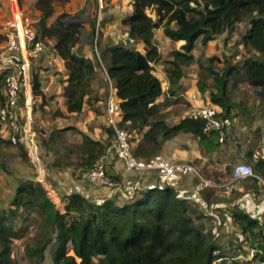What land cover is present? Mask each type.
Here are the masks:
<instances>
[{
    "label": "trees",
    "instance_id": "16d2710c",
    "mask_svg": "<svg viewBox=\"0 0 264 264\" xmlns=\"http://www.w3.org/2000/svg\"><path fill=\"white\" fill-rule=\"evenodd\" d=\"M59 1L36 0L35 7L41 13L36 23L37 31L46 43L55 40L54 48L65 62L68 78L63 97L68 111L81 113L87 104L99 114L94 104L100 99L94 95L92 82L99 77L100 70L95 60L74 51L84 34V27L77 22L79 16L64 12L51 25L48 24ZM132 2L133 12L124 24L129 28L130 39L145 45V53L129 46L101 48L100 44L97 45L99 58L121 101L120 128L131 133L133 145V132L141 138L138 147H134L138 158L157 155L166 141L179 134H191L199 139L205 153L215 152L220 145L217 136L204 134L203 121L187 117L174 125L166 123L165 104L158 102L165 92L161 80L154 74V65H166L168 94L175 96L181 88L185 70L196 63L193 51L198 41L205 47L218 36L232 33L237 26L244 25L240 44L244 46L246 56L242 63L227 64L224 71L217 74L212 66L206 68L214 82L212 103L225 114L232 113L229 81L233 75L242 76L250 84L258 82L260 91L264 93V0ZM149 12L155 13L157 21ZM160 26L171 41L183 42L167 60L163 59L155 41V30ZM3 43L4 37L0 33V46ZM4 81L5 74L1 73L0 107L4 102ZM105 81L108 88L107 79ZM31 85L33 92H42L40 80L33 72ZM204 87L200 85L202 92ZM106 132L115 141L112 128L108 127ZM83 138V154L94 160L85 170L87 172L107 149L104 143L86 134ZM50 140L54 141V136L51 135ZM11 143L10 139L4 141V144ZM17 146L26 157L25 145L20 143ZM97 149L101 151L97 152ZM251 180L257 182L256 179ZM176 186L159 190L141 184L142 189H134L131 199L124 204H118L112 198L95 202L80 193L71 192L62 200L64 210L61 211L40 184L22 181L16 189L12 207L0 209V264H15L12 245L20 228L16 229L14 221L24 211L35 212L39 216V229L32 242L26 245L29 264H42L50 246L53 264H211L218 247L202 230L204 226L199 223L201 214L196 206L203 201L200 193L203 188L198 191L199 198L194 199L180 196ZM234 217L243 232H249L255 238L259 221L244 213H234ZM258 249L261 253H257L256 258L264 264V245Z\"/></svg>",
    "mask_w": 264,
    "mask_h": 264
},
{
    "label": "rangeland",
    "instance_id": "374dc122",
    "mask_svg": "<svg viewBox=\"0 0 264 264\" xmlns=\"http://www.w3.org/2000/svg\"><path fill=\"white\" fill-rule=\"evenodd\" d=\"M59 4L61 5L60 1L58 2V5ZM24 5L25 9L27 8V11H31L33 2H28L26 0ZM90 10H93V12H91ZM29 13L32 16L31 12ZM71 14L78 15L80 20H86L90 18V22H85L82 24V26L84 27L82 42H87L90 40V43L92 44L91 46L94 49V54L96 53L97 55L95 56L97 57V66L100 72H102L101 63L99 61L100 58H98L99 52L97 53V45H99L100 40L104 38L102 34V28L104 27V25L102 24V22L99 24L97 21L99 10L97 8H94V6H92L91 4L90 7H84L82 10ZM244 30V27L237 26V28L232 33H227L224 36L222 35L223 37L218 36L217 40L213 41L210 44V54L207 53V45L203 47L201 46V43H199L200 41H198L197 47L193 51V54L196 58V63L185 70V80L183 82V85H187L185 87L187 90L193 85H197V89L199 91L198 93L201 94V96L203 97L202 99H209V101L212 102L211 98L207 97H209V92L211 93L213 91L214 82L206 71V68L209 65L212 66L214 68V73L217 74L224 71L227 64L240 65V63H242V60L246 56L245 48L242 44H240L241 35ZM163 48L168 49L169 47L167 44H164ZM170 53L171 51H168V53L164 57V60L169 59ZM212 58L216 59L212 61ZM1 62L2 61L0 60V65ZM100 74L99 77L101 78V85L99 86L101 88H104V90L99 96L102 97V99L105 101L109 88L104 85V83L106 84V81H104L105 79L102 80L101 76L103 74ZM157 74L159 77H161L158 72ZM241 77L242 76L239 75H233L231 77L229 81V96L232 104L231 110L235 111L236 116L238 117V125L242 126V123L245 122V126L247 128H245L244 130L245 136L239 140L237 139V141L233 143L234 146L236 145V147H238V149L243 152L224 155L225 160L228 163L227 167H225V176L228 180H233L234 166L240 162H243L251 165L256 174L260 176L264 181V94L259 93V87L251 85L250 82L244 81V78ZM161 81L162 86L164 87V77ZM200 85L205 86L203 92L200 90ZM193 88H195V86H193ZM179 93L180 92L176 93V97L170 98L168 106H165L164 108V117L169 118L172 124H174L175 122H179V119L181 117H188L189 114L190 106L188 105L186 98L184 96H179ZM167 108L170 110L166 112L165 110ZM253 122L256 123L255 126L250 125ZM40 127V125H33V129L37 134L36 140L39 144L40 156L44 166L46 179L50 183V186L56 188V195L60 198V201L57 202V207L62 209V200L67 195L66 193L74 192V190H77V187H87L91 185L90 183L87 184V181L84 180L83 176L85 170L94 162V160H91L87 156V154H83L81 144L84 139V133L80 130V128L76 126H65L64 129L56 131L52 128L53 126L46 123L43 125V128ZM44 129L47 130L46 134L42 133V130ZM107 129L108 126L106 125V123H104L103 131L105 132ZM51 135L54 136V141L50 140ZM132 135L133 138H135L134 147L137 148L141 138L137 134H134V132L132 133ZM101 139L105 144L107 150L106 153L99 159L104 158L106 165L110 164L107 163L109 159V161H112L109 167H113L115 165L116 158L114 138H102L101 136ZM172 141H176V138H173ZM197 142L198 138L192 136L189 144L195 145ZM176 143L179 145V141H176ZM243 143L245 145L244 149L241 148V146H243ZM226 144L227 141L223 144H220L219 146L225 147L224 145ZM9 146L5 144L1 146L0 172L3 170L8 175H11L10 177L13 179V181L12 179H9V181H6L4 183V186L0 187V209H9L12 207L11 203L14 199L12 194L16 192L15 190L22 181H33L34 183H37L36 178L38 174L36 173V170L34 169L32 163L30 162L26 151L25 157L22 155L20 147L17 145H13L12 147L17 148V152L16 154H14V152H12V148ZM200 148L203 150V147L200 146ZM100 151L101 150L97 149V152ZM249 153L250 160L246 159V157L248 158ZM156 154L160 153L158 152ZM218 158L220 157L218 156ZM178 161L179 160L176 159L172 160V162ZM189 162H191L193 165H196L193 160H189ZM208 164L209 160H206L204 166H202L201 169H198L199 167H196L197 165H194L197 169L198 174L190 175L179 182L181 184H185V182L189 181L193 186L198 185L199 189L203 188V190L200 191L203 201L201 202V204L199 203L200 205H196L194 203L198 207V212L201 214L199 223H202L204 226L202 230L204 231V233L209 234L222 254H227L231 258L230 263L263 264L256 258L255 255H252V253L253 251L258 250L260 246L264 245V220L258 218L253 211L250 213V215L246 213L249 212V210L244 203H240V206L237 205L236 207H234L232 204L234 200L232 195H230L228 198L225 196L221 197L215 188H212L211 186H205L203 184V181H207L209 184H211L210 181H215L217 183L222 181L220 179L221 177L218 175L219 173H221V171L215 170L216 172H213V168L209 167ZM213 173L216 174V176L211 177ZM108 174L110 175L112 181L115 183V187L118 185L124 186L121 179H118V177L111 174L109 170ZM136 175L138 177L144 176V174L138 173H136ZM151 180V183L144 185H158L160 183L158 177L155 175L152 176ZM58 181H60L61 184H59ZM81 181L83 183L82 186L80 185ZM244 181L245 180H241L239 183L243 184ZM256 181L257 182L252 180V186H254L255 189L256 186H258L259 190H264L263 183L259 182L258 180ZM233 182V184L238 183L235 181ZM15 184L17 185L16 187H14ZM134 189L137 190V186H135ZM197 189L196 191L198 192L199 190ZM83 191L84 193H87L86 189H84ZM110 193V195H112V198L118 197L114 196L113 192ZM116 195L120 194L117 193ZM187 195H189V193H187ZM101 199L105 200L106 198L100 197L97 199V201L100 202L102 201ZM223 199H225V201ZM20 213L21 214L14 221L16 229L20 228V230L18 233V238L13 241L12 257L15 264H29V259L25 254L26 245L32 242V239L35 237L36 232L39 229V226L37 224V219L39 220V216L35 212L29 213L28 211H24ZM232 213H244L259 221V227L255 230V232L257 233L255 238H252L249 232H243V230L237 225L234 215L231 216ZM215 229H217L216 231H218V233H221L220 236H217V233L214 232ZM51 255L52 246H50L49 249L45 252V259L42 264H53Z\"/></svg>",
    "mask_w": 264,
    "mask_h": 264
},
{
    "label": "crops",
    "instance_id": "0c3cea01",
    "mask_svg": "<svg viewBox=\"0 0 264 264\" xmlns=\"http://www.w3.org/2000/svg\"><path fill=\"white\" fill-rule=\"evenodd\" d=\"M25 1L26 0H20L22 8L25 10L26 14L35 23H37L41 18V13L35 7L36 0H27L28 2L29 1L33 2L31 11L30 10L27 11V8L25 9V5H24ZM60 2H61V5L60 4L58 5V2L55 4V13L53 17H51L48 20L49 25H51L55 21V19L64 12L69 13V14L76 13L77 11L82 10L84 7H87V8L90 7L92 4L94 8H97L99 10V15L97 17L98 23L100 24L102 22V24L104 25V27L102 28V34L104 38L100 40L101 48H107L109 46H129V47H133L141 51L142 53H145V45L143 43L133 42L129 37V28L124 24V21L133 12L132 0H60ZM90 11L93 12V10H90ZM29 12H31L32 16L30 15ZM149 15L155 21H157V17L154 12H149ZM9 16H10V13H9L8 0H0V28L4 25L5 21L9 19ZM77 22L81 24L85 22H90V18L86 20L81 19V20H78ZM239 26L244 27V25L242 24H240ZM172 27L173 28L176 27L174 23L172 24ZM225 34H223V36ZM216 40L217 38L214 41ZM155 41L157 43L159 52L161 53L163 59H165L164 57L168 53V51L172 52L174 50H179L181 45L183 44L182 41L173 42L169 38H167L164 34L163 26H160L158 29L155 30ZM212 42L213 41L209 42L206 46V49L208 50L207 52L208 54H210L209 52H211L210 44ZM4 44L5 43H3L0 46V60L1 61H2L1 56H2V51L4 49ZM164 44H167L169 48L168 49L163 48ZM91 45L92 44L90 43V40L87 42H81L75 47L74 51L78 55H81V56H84L86 58H90L96 61L97 57L95 56L97 55L96 53L94 54V49L92 48ZM54 47H55V40H49L47 43L46 52L40 55L38 58L34 59L32 63V72L38 76L40 83H41L42 92L41 93L33 92L32 85H30L24 92L23 100H29L33 104V107H34L33 109L34 111L32 112L30 116V118L32 117L31 121L28 122L26 126L27 129H31L32 131L36 133V131L33 129V125H40L41 126L40 128H43V125L45 123L53 126L52 128L55 129L56 131L64 129L65 126L66 127L76 126L80 128V130L83 131V133L86 134L91 139L95 141H100L101 143H103L101 136L102 138H108L107 132L105 131L106 132L105 133L103 131V124L106 123L104 114H105V108H106V100L109 95V90H108L106 99L104 101L102 97L99 96L103 92L104 88H101L99 86L101 85V78L97 76L96 79L92 82V87L94 90V95H98L100 99L97 103L94 104V106H96V108L99 109V114H97L87 104H85L81 113H70L68 111L66 99L63 97L64 87L67 85V78H68L67 74L68 73L65 68L64 60L58 55ZM98 58H99V53H98ZM99 61L101 63L102 72L99 71L98 74L102 73L103 74L101 76L102 80L107 79V82H108V78H107L108 74L106 73L104 65L102 64L100 59ZM2 68H3V64L1 62L0 74L3 73ZM154 68H155L154 74L160 80H162L163 77L165 79V82H164L165 85L163 87L165 94L161 98H159L158 102L164 103L165 106H168V103L170 102V98H174L176 97V95L171 96L168 94L169 83L167 80L166 65L164 63L155 64ZM157 72L160 74L162 78L158 76ZM184 80L185 79L183 78L182 85H180L181 88L177 92H180L179 96H184L188 102L189 95L191 93H197L199 91L197 89V85H193L195 86V88H193L192 86L187 90L185 88L187 85H183ZM207 98H211L210 92H209V97ZM168 110L170 109L167 108L165 111L167 112ZM232 113L236 114L235 111H232ZM21 114L23 116L22 121L23 123H25L26 122V110L24 108H22ZM185 118H187V116L181 117L179 119V122ZM165 121L168 125H174L178 123V122H175L174 124H172L169 118H165ZM255 124L256 123L253 122L250 125L255 126ZM235 128L231 129V131L229 132L227 144L224 145L225 147L219 146V148L211 154H206L200 148L199 139L195 145H190L189 142L191 141V137L193 136L191 134H179V136L175 137L176 141H179V145L176 143V141H172V140L166 141L163 144L162 149L159 151V153L165 155L170 160L176 159V160L185 161V162H189V160H193L197 166L195 164L194 165L196 167H199L198 169H201L202 166H204L205 161L209 160L208 166L213 168V172H216L215 170H220L221 173H219L218 175L221 177L220 179L222 180L219 183L215 181H210L211 184H209V186H211L212 188H215L221 197L225 196L228 198L230 195H232V197L234 198L232 202L234 207H236L237 205L240 206V203H244L249 210V212H246V213L250 215V213L253 211L255 212L257 217H259V214H261L264 211V201H262L263 199L261 198V196L264 197V190H259V189L256 190L255 187L252 186L253 182L251 178L245 179L243 184H240L239 183L240 181H238V183L233 184L234 183L233 180H228L225 176L226 175L225 167H227L228 163L226 162L224 155L230 154V153H242L243 152L240 149H238L236 145L234 146L233 143H235L237 139L239 140L245 136L244 130L247 127L245 126V122H243L242 126L238 125ZM42 133L46 134L47 130L46 129L42 130ZM9 139H10L9 130L6 127L2 126L0 129V141H1L0 151H1V146L4 145V141H9ZM5 145H8V146L10 145L9 147L12 148L13 150L12 152L16 154L17 148L12 147L13 146L12 143L5 144ZM146 147H149V145H146ZM244 147L245 145L243 143V146H241V148L244 149ZM249 155L250 153L248 154V158L246 157V159L250 160ZM218 156L221 159L218 158ZM111 162L112 161H109L108 159L107 163L111 164ZM240 163H243V162H240ZM109 165H106L107 169L109 170L111 174L118 177V179H121L122 183L124 184V189L126 185H131L132 187H134L135 185L149 184L152 182L151 180L152 176L154 175L156 176V174L154 173H149V174L144 175L143 177H138L136 174L128 172L125 169L123 162L119 160L117 157L115 158V165L113 167H109ZM211 172H212V169H211ZM10 176L11 175H8L3 170L0 172V187L4 186V183L6 181H9V179L10 180L12 179ZM188 176H185L182 179ZM214 176H216V174L213 173L211 177H214ZM58 183L61 184L60 181H58ZM82 184L83 183L81 181L80 185L82 186ZM87 184L89 183L87 182ZM178 184L179 185L177 186V189L179 191V195L182 197H184L185 195L186 197H192V195L197 193L196 189L198 188L197 190H199L198 185L193 186L189 181L185 182V184H181V183H178ZM16 186L17 185L15 184L14 187ZM52 189L55 191V195H53L52 197L54 198L51 197V199L57 204V202L60 201V198L57 197L56 195L57 194L55 190L56 188L52 187ZM84 189L87 190L88 194L84 193L83 191ZM124 189L121 188L120 192L118 193L120 195H116L117 193L114 194V196H118L117 198H112V195H110L111 194L110 192H113V191H111L110 189L105 188V187L95 188L91 185L87 187H77V190H74V192L80 193L92 199L93 201L95 200L97 201L98 198L104 197L106 199L112 198L118 204H124L131 199L130 191L124 190ZM187 193H189V195H187ZM15 194L16 192H14L12 196L14 197ZM66 194H69V193H66ZM223 200L225 201V199ZM60 210L61 211L64 210V203H63L62 209ZM233 215L234 213L231 214V216ZM216 230L217 229H215L214 232L217 233V236H220L221 233H218V231Z\"/></svg>",
    "mask_w": 264,
    "mask_h": 264
},
{
    "label": "built area",
    "instance_id": "2783aa9c",
    "mask_svg": "<svg viewBox=\"0 0 264 264\" xmlns=\"http://www.w3.org/2000/svg\"><path fill=\"white\" fill-rule=\"evenodd\" d=\"M9 19L0 28L4 37V49L2 51L4 81V102L0 107V120L2 126L10 132V141L13 145L24 144L27 155L36 170V182L40 184L47 195H55V191L46 179L44 166L40 156L39 144L36 140V133L27 129V123L31 121V114L34 111L33 104L29 100H23L25 90L31 85L33 60L46 52L47 43L39 35L36 23L26 14L22 8L20 0H8ZM108 78L109 95L106 100L105 119L108 127L112 128L115 135V154L131 173L145 174L154 173L160 183L149 185V189L174 187L185 176L198 174L196 167L185 161L172 162L162 154L154 155L147 159L138 158L134 153V145L131 133L120 128L121 122V101L117 98L112 80ZM200 93H191L188 98L190 106L188 117L193 120L204 122V134L211 136L216 134L219 144L227 141L229 132L238 125V117L234 113L225 114L217 105L202 99ZM22 108L26 110V122L23 123L21 114ZM84 180L95 187H105L119 193L124 186L112 181L104 158L97 160L93 166L84 173ZM253 178L263 183L264 181L256 174L253 167L246 163H240L233 168V181ZM205 186L209 183L203 181ZM136 186V185H135ZM134 186V187H135ZM134 187L126 185L124 190H129L133 194ZM141 188V185H137ZM51 198V197H50ZM191 198H199V193H195ZM264 201V197L261 196ZM264 220V211L259 214ZM261 253V250L253 251L252 255ZM214 260L211 264H229L231 258L227 254H222L218 249L214 251Z\"/></svg>",
    "mask_w": 264,
    "mask_h": 264
},
{
    "label": "water",
    "instance_id": "95a60500",
    "mask_svg": "<svg viewBox=\"0 0 264 264\" xmlns=\"http://www.w3.org/2000/svg\"><path fill=\"white\" fill-rule=\"evenodd\" d=\"M146 50V48H145ZM109 79H111V77L109 76ZM251 85H254V86H257V87H260V84L258 82H252ZM260 94H264L262 91H259Z\"/></svg>",
    "mask_w": 264,
    "mask_h": 264
}]
</instances>
